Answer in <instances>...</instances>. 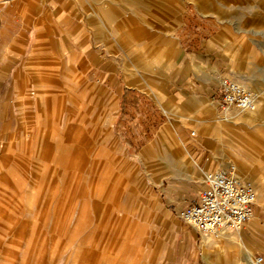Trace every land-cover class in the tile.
I'll use <instances>...</instances> for the list:
<instances>
[{"label": "rangeland", "instance_id": "rangeland-1", "mask_svg": "<svg viewBox=\"0 0 264 264\" xmlns=\"http://www.w3.org/2000/svg\"><path fill=\"white\" fill-rule=\"evenodd\" d=\"M57 4L0 0V75L18 117L0 141V264H192L195 255L216 264L198 254L206 237L179 215L195 179L175 173L240 164L239 176L251 174L243 143L264 151V115L247 122L228 106L231 121L217 90L229 76L264 93V0ZM37 39L53 76L29 67ZM154 39L161 50L175 45L160 65L148 63ZM196 50L209 57L208 104L189 98L170 109L157 97L147 107L123 95L174 90L181 59ZM159 104L175 119L164 131ZM254 216L263 227L247 239L264 257V202Z\"/></svg>", "mask_w": 264, "mask_h": 264}, {"label": "crops", "instance_id": "crops-1", "mask_svg": "<svg viewBox=\"0 0 264 264\" xmlns=\"http://www.w3.org/2000/svg\"><path fill=\"white\" fill-rule=\"evenodd\" d=\"M44 1H46L48 3V7H51L54 11H57L60 8V5L57 4L58 0ZM170 29L171 28H167V30ZM154 41L155 44H158V49L156 47L154 55L152 54L151 57H148V63L152 65H160L167 61V59L175 53V45L174 43H171L169 49L161 50V40L154 39ZM44 56L45 53L43 51L41 52L40 49V40L37 39L31 53V59L33 61L30 63L29 67L37 74H42L48 77L55 75L56 72H58L55 62L46 60ZM208 58L209 57H207L202 50H196L194 55L190 54L183 57L180 62L181 69L179 72L182 74L181 78L183 80L174 90H168L165 93L159 92L158 94H154L155 96L152 97L151 95L145 94L144 91L142 92L140 89L131 88L130 90L123 92V95L137 94L138 96L135 97L140 100L142 105L145 104L147 107L156 105L157 103L153 98L157 97L162 98V100H164L163 103H165V105H167L170 109H174V107H176V101L182 104L184 100L189 98L196 101L198 106H204L209 103L208 101H210L212 97L211 71L209 69L210 62ZM259 94L260 93L255 91V109L252 111L247 109L240 110L245 111V114L241 115V117L247 122L255 121L264 115V93ZM13 95V90L5 83V81H3V77L0 75V141L9 140L17 127L18 117L17 109L15 103L13 102ZM159 105L164 115L160 129L161 131H164L171 126L172 121L175 119L170 110H167L162 104ZM222 113H225L231 121L236 118L235 116L229 114L226 109H224ZM240 134L231 133L230 136L232 139H235L237 136L239 138ZM243 145L246 148L245 153L254 154L255 158L252 163L248 164L250 169H252V171H250L251 174H241V178H249L254 182L257 188L256 201L264 202V151L258 150L256 145H252L251 143H243ZM185 154V156H190V151L188 150ZM240 158L244 159L243 156ZM228 166L229 164L225 165L223 168H227ZM234 166L236 167V170L237 167L239 170L242 169L240 164ZM205 174L206 171L204 168L196 172V174L185 169L182 173L176 172L175 177H190L195 179V183L191 184L190 187L183 186V191L186 193L190 191L191 197L196 198L206 184ZM169 188V192H173L176 185L170 184ZM179 204L182 205V201ZM262 227L263 225L258 221L257 216H254L253 219L247 223L246 227L243 225L236 232L231 229H224L218 237L202 235V237H206V239L205 243H203L202 249L198 250V254L203 255L208 262L214 261L216 264H257L254 259L257 258L254 254V246L248 241L247 237H251L253 239L256 238L254 234H256ZM198 256L199 255H195V257H193L192 264H200Z\"/></svg>", "mask_w": 264, "mask_h": 264}, {"label": "built area", "instance_id": "built-area-1", "mask_svg": "<svg viewBox=\"0 0 264 264\" xmlns=\"http://www.w3.org/2000/svg\"><path fill=\"white\" fill-rule=\"evenodd\" d=\"M218 103L222 108L254 105V92L243 83L222 77L218 83ZM206 185L179 215L202 233L238 230L255 215L257 189L248 179L241 178L234 166L206 173ZM264 257L257 258L263 263Z\"/></svg>", "mask_w": 264, "mask_h": 264}, {"label": "bare ground", "instance_id": "bare-ground-1", "mask_svg": "<svg viewBox=\"0 0 264 264\" xmlns=\"http://www.w3.org/2000/svg\"><path fill=\"white\" fill-rule=\"evenodd\" d=\"M227 77H229V76H227ZM222 77H219V79L218 80H220ZM229 78H231V77H229ZM233 79V78H232ZM240 82V81H239ZM242 83V82H241ZM244 84V83H243ZM244 85H246V84H244ZM247 86V85H246ZM249 87V86H248ZM252 90V89H251ZM253 91V90H252ZM255 94V93H254ZM263 103V102H262ZM255 107H256V98H255V102H254V105L252 106V107H250V108H241V107H238V108H240V109H247V110H250V111H252L253 109H255ZM228 108H230V107H227V108H225V109H228ZM255 113V112H254ZM235 167V166H234ZM236 168V167H235ZM237 171V170H236ZM238 174V173H237ZM241 177V176H240ZM248 180H250V179H248ZM251 181V180H250ZM253 184H254V182L253 181H251ZM255 185V184H254ZM256 187V186H255ZM257 189V188H256ZM221 231L222 230H220V231H218L217 233H202V235H206V236H210V235H212L213 237H218L219 235H220V233H221Z\"/></svg>", "mask_w": 264, "mask_h": 264}]
</instances>
